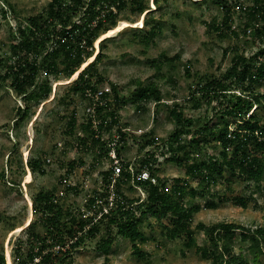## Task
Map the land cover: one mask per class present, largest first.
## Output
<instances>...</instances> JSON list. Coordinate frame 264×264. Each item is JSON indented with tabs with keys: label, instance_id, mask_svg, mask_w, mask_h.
<instances>
[{
	"label": "rangeland",
	"instance_id": "1",
	"mask_svg": "<svg viewBox=\"0 0 264 264\" xmlns=\"http://www.w3.org/2000/svg\"><path fill=\"white\" fill-rule=\"evenodd\" d=\"M49 1L0 0V56L9 54V44L19 39L18 34L13 33L16 21L38 14ZM144 1L150 7L148 10H152L150 13L143 12L136 16L128 4L126 9L117 13L113 27L119 25V28L107 33L104 40L101 37L105 32L94 41L92 59L100 49L102 55L85 76L92 83L98 84L99 88L115 85L119 95L124 97L120 103L111 105L115 108L117 122L106 116L101 133L104 139H109V144L113 139L118 141L125 166L128 163L136 172V166L147 155L146 152L155 149L158 161L156 166H159L155 173L160 177V183L166 180L168 185H172L178 176L184 177L185 174L175 163L165 161L159 153L177 128L165 102L178 101L184 114L195 118L189 133L183 134V139L188 143L195 130L204 126L209 121L207 118L213 114L209 106L206 110V98H202L201 106L193 108L191 102L186 101L188 95L197 84L205 81V76L224 72L236 51L246 56L257 54L262 57L260 53L264 54V45L242 34L236 37L229 30L224 35L219 34L214 25L221 22L223 13L210 0H165L157 9L153 0ZM249 3L250 0H245L244 4ZM144 19H147L148 26L146 24L141 28ZM152 22L161 24L155 37L148 41L142 36L134 38L136 32H147ZM241 23L242 18L234 12L232 27L240 26ZM99 38L101 40L98 42ZM91 57L86 62L93 61ZM154 59L160 63V68L154 65ZM86 62L77 69L76 75H50L49 97L38 105L32 103L26 117L17 113L18 106L23 104L22 97L17 95L9 82L0 79V254L4 255L5 264H15L19 259L17 247L20 255L25 253L22 248L26 246L29 234L34 229L45 232L39 221L30 231L27 229L36 217L32 197L40 190L52 192L58 206L65 212H71L72 220L93 216L95 221L99 218L95 206L102 203H96V199L101 198L100 195L104 196L107 190L108 179L106 182L103 173L111 171L112 163L108 155L94 154L91 150L93 147L78 144L79 137L90 135L81 123L88 101L85 102L82 90L72 89V83ZM45 74H40L39 83ZM99 76L102 77L101 81H97ZM137 80L145 84L154 81L161 91L162 102L155 103L152 98L147 101L137 100L133 96L139 86ZM254 91L264 93V79L256 85ZM114 96L115 93L111 95V101ZM255 107L258 114L264 116V102ZM73 113L78 121L70 132L68 120ZM226 122L230 128L236 127V119H228ZM187 130L185 127L184 131ZM153 138L157 139L156 146L145 143L142 147V142H150ZM88 143H92L91 137ZM95 150L99 152L100 149L97 146ZM186 150L192 151V146L187 145ZM34 156L41 157L45 170L43 173L32 172L27 166L30 157ZM128 175H124L129 178L120 187L124 194L129 198L145 199L147 193L144 188L138 186L134 174L129 172ZM225 176H230L228 171ZM187 183V189L194 187L204 192V195L188 193L184 199V207L199 205L189 221L196 240L192 247H185L186 239L183 236L171 239L166 235L167 217L148 213L140 223L146 241L138 243L146 252L144 257L136 256L132 242L120 235L117 229H114L115 240L110 251H100L97 248L98 241L102 236H108L103 224L97 234L88 235L78 246L71 247L73 254L70 261L78 264H210V259L196 248L197 245L216 247L204 226L222 221L252 228L264 226V192L255 190L250 194L254 190L253 180L247 182L246 179L234 177L229 180L220 178L208 187L191 178ZM216 191L245 196L248 199L247 206L242 207L229 201L215 208L206 207V201L214 198L213 193ZM93 196L95 201L90 203L89 198ZM71 216L64 214L62 220L69 222ZM54 240L51 236L44 239L46 244L53 243V248L57 250L61 243ZM221 242L217 250L221 249ZM246 244L239 239L233 243L232 252L236 259L231 264H238ZM69 246L68 242L63 249ZM38 260L39 256H35L31 262Z\"/></svg>",
	"mask_w": 264,
	"mask_h": 264
},
{
	"label": "trees",
	"instance_id": "2",
	"mask_svg": "<svg viewBox=\"0 0 264 264\" xmlns=\"http://www.w3.org/2000/svg\"><path fill=\"white\" fill-rule=\"evenodd\" d=\"M164 1L153 0L155 9L160 8ZM210 2L219 7L223 13L221 22L214 25L219 34L224 35L229 30L236 37L242 34L245 38L256 39L264 45V0H250L248 5L244 4L245 0H210ZM128 4L136 16L152 11L148 10L150 7L144 0H50L38 14L28 15L16 21L13 33H17L19 39L9 44V54L0 56L2 70L0 79L9 82L17 95L22 97L23 104L18 106L17 113L26 117L32 103L38 105L49 97L50 75L71 76L88 57L93 56L94 41L115 26L117 13L126 9ZM234 12L242 18L241 25L237 27H232ZM146 22L148 23L147 19H144L141 28L147 24ZM160 29V22H152L147 32L142 34L136 32L133 36L134 38L142 36L148 41L155 37ZM89 47L92 49L89 50ZM260 54L263 56L257 54L246 56L236 51L230 66L224 72L205 76V81L195 86L186 101L191 102V107L196 108L202 105V98H206L204 102L207 106L206 110L209 106L213 114L207 118L209 121H206L204 126L195 130L188 143L183 139V134L189 133L195 118L186 116L178 101L165 102L177 128L162 145L159 153L165 161L175 163L184 172V177L178 176L172 185H168L166 180L160 183V177L155 173L159 169V166H156L157 154L155 149L148 150L147 155L136 166V172L147 164L150 172L156 176L157 182L153 183L133 176L138 186L146 191L145 199L129 198L124 194L120 187L123 181L129 178L124 176L129 173L125 170L116 184L121 200L115 202L111 214H103L95 221L93 216L88 219L82 217L77 221L72 220L71 212H65L58 206L52 192L38 191L32 197L33 212L37 218L29 223L27 229L30 231L39 221L43 224L45 232L34 229L29 234L28 242L22 248L25 253L20 255L18 253L20 249L18 247L16 249L19 259L15 264H28L35 256H39V260L31 262L32 264H78L70 261L73 254L71 247L78 246L86 236L97 234L101 231L100 225L103 224L108 236H102L98 241L97 248L100 251L104 253L110 251L115 240L114 229H117L120 235L132 242L136 256L144 257L146 252L138 243L146 241L145 233L140 230V223L148 213L167 217L166 235L171 239L185 237V247L190 248L196 240L189 221L193 211L199 209V205L184 207V199L188 193L204 195V192H199L194 187L187 189V181L190 178L204 187L217 183L220 178L229 180L230 177H234L246 179L247 182L253 180L254 190L250 194L252 195L255 190L264 192V116L259 115L255 107L264 102V93L254 91L256 85L264 79V54L263 52ZM101 55L102 49L94 55L91 59L93 61L86 62L87 64L72 83L73 90H82L85 102L90 97L87 94L88 90L94 92L98 88V84L92 83L85 75L95 66ZM156 61L157 59L152 60L154 65L160 68V63ZM42 72H45L46 76L39 83L38 78ZM101 80L102 77L99 76L97 81ZM136 82L139 86L134 90L133 96L137 100L147 101L152 98L155 103L162 102L161 91L154 81L146 84L140 80ZM111 88L113 90L105 94L106 102L96 108L99 118L98 127H93L92 116L86 111V106L81 122L90 135L79 137L78 144H84L87 148L93 147L91 150L98 155L103 153L108 155L111 148L109 139H104L101 133L105 117L110 116L117 122L115 108L111 105L124 100L115 85ZM113 92L115 96L111 101ZM247 114L249 116L246 118ZM228 119L237 120L234 129L229 127L226 122ZM77 121V116L73 113L68 120L70 132L74 130ZM185 127L188 128L187 131H184ZM90 137L92 143H88ZM145 143L156 146L157 139L142 142V147L146 145ZM187 145L192 146V151L186 150ZM97 146L99 152L95 150ZM116 147L117 153L120 154L118 144ZM27 166L32 172L45 171L40 156L30 157ZM111 171L106 170L103 173L106 182ZM226 171L230 176H225ZM213 195L214 198L206 201L205 206L208 208H215L218 204L229 201L242 207H246L248 203L247 197L242 195H227L219 191L214 192ZM100 197L106 201L108 192L105 191L104 196L100 195ZM89 200L90 203H94L95 196L90 197ZM64 214L71 216L70 225L69 222L62 220ZM204 227L210 241L216 247L214 249L197 245L196 248L210 259V264H231L235 261L236 256L232 252V246L237 239L247 243L244 252L240 253L241 259L238 264H264L263 225L252 228L244 224L222 221ZM48 236L55 239L54 242L61 243L57 250L53 248L55 246L53 243H45L44 239ZM220 240L221 249L217 250ZM68 242L70 246L63 249ZM0 264H5L2 253Z\"/></svg>",
	"mask_w": 264,
	"mask_h": 264
},
{
	"label": "built area",
	"instance_id": "3",
	"mask_svg": "<svg viewBox=\"0 0 264 264\" xmlns=\"http://www.w3.org/2000/svg\"><path fill=\"white\" fill-rule=\"evenodd\" d=\"M112 91L111 86H102V88H97L94 92L93 91H89L87 92V94H89V100H87V104H86V111L91 114L92 116V124L93 127L97 128V124L99 123V118L96 112V108L97 106L103 105L106 100L107 97L105 96L106 93H110ZM115 139H113V141L110 143V149L108 151V158L112 163V171L110 173V175L108 176V182L106 184L107 187V192H108V197L107 200L105 202H103V198H97L96 199V203H102V204H97V207H100V209L98 210L95 206V213L97 214V216H102L103 214H111V210L115 205V202L117 200H119V198H121L117 191L115 190L116 188V184L117 181L121 178L122 176V172L123 171H129L132 174L135 175V177L137 179H141V180H150L153 183L157 182V178L156 176H154L150 170H149V166L147 164H144V166L141 168V170L137 171V172H133V168L132 166H125V160L124 158L121 157L120 154L117 153L116 150V146L118 144V141H114ZM124 161V162H123ZM31 264V263H28Z\"/></svg>",
	"mask_w": 264,
	"mask_h": 264
},
{
	"label": "bare ground",
	"instance_id": "4",
	"mask_svg": "<svg viewBox=\"0 0 264 264\" xmlns=\"http://www.w3.org/2000/svg\"><path fill=\"white\" fill-rule=\"evenodd\" d=\"M119 25H116V27H113L112 29H109L107 32H105V34L101 37L102 39H103V37L104 36H106L107 35V33H109V32H112L113 30H115V29H118L119 27H118ZM121 26H122V24H121ZM118 27V28H117ZM101 38H99L98 39V42L101 40ZM91 59H92V57H91ZM85 64H87V63H85ZM77 73H75V74H73V75H76ZM29 221V220H28Z\"/></svg>",
	"mask_w": 264,
	"mask_h": 264
}]
</instances>
